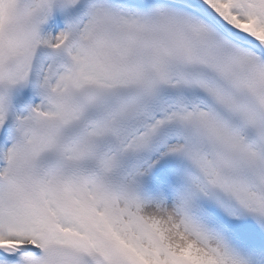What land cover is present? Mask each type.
I'll use <instances>...</instances> for the list:
<instances>
[{"label":"snow or ice","instance_id":"obj_1","mask_svg":"<svg viewBox=\"0 0 264 264\" xmlns=\"http://www.w3.org/2000/svg\"><path fill=\"white\" fill-rule=\"evenodd\" d=\"M0 264H264V0H0Z\"/></svg>","mask_w":264,"mask_h":264}]
</instances>
